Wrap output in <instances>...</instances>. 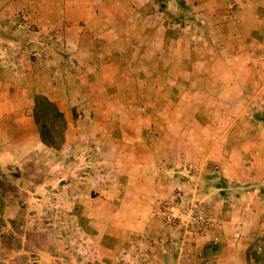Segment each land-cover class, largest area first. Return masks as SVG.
Returning <instances> with one entry per match:
<instances>
[{
  "label": "rangeland",
  "instance_id": "374dc122",
  "mask_svg": "<svg viewBox=\"0 0 264 264\" xmlns=\"http://www.w3.org/2000/svg\"><path fill=\"white\" fill-rule=\"evenodd\" d=\"M110 2L112 27L108 33L96 34L117 38L112 53L114 48L121 52L108 55L104 61H89L90 68L82 71V61L70 54L71 59H60L55 61L57 64L39 60L29 67L38 75L33 79V89L40 82L48 90L46 96L38 94L34 99L44 97L52 102L63 115L65 125L43 101L38 104L39 122L34 120V124L46 126L43 133L55 148L32 144V151L37 152H31L25 160L27 178L21 162L18 169L7 155L17 142L20 150L24 149V137L20 132H9V126L0 123V264H118V260H110L113 255L118 259V252H114L118 237L101 235L102 203L93 199L102 192V185L106 184L107 189L113 167L119 163L117 151L126 142L119 138V132L137 134L138 140L155 131L164 136L173 122L171 118L175 119L176 135L186 132L188 126L203 139L215 138L220 132L215 128L221 125L213 123L216 93L214 88H204L220 61L198 59L202 33L192 27L199 25L197 11L186 12L188 7L182 0H148L141 8L133 0ZM122 21L133 27L140 25L142 31L126 28ZM54 30L0 28V84L11 77L12 71L34 62L29 57L20 60L24 50L20 43L36 44L42 50L40 43L58 41ZM2 37L15 38L19 44ZM55 65L61 72L57 85L47 76ZM110 65L109 69H102ZM194 115L205 124L182 123V119ZM147 146L156 149L157 143ZM220 174L215 163L202 167L189 163L173 169L169 174L171 188L159 212L163 227L176 231L163 220L171 197L178 192L197 196L201 208L220 224L207 235L178 230L183 235L178 238L191 246L209 238L208 249L217 254L222 253L227 241L220 242L214 234L221 230L223 220L205 206L204 194L209 193L210 183ZM16 199L19 204L14 203ZM234 230L228 226L224 233L239 235ZM244 237L250 264H264L263 234L249 231ZM198 253L197 258L201 257Z\"/></svg>",
  "mask_w": 264,
  "mask_h": 264
},
{
  "label": "crops",
  "instance_id": "0c3cea01",
  "mask_svg": "<svg viewBox=\"0 0 264 264\" xmlns=\"http://www.w3.org/2000/svg\"><path fill=\"white\" fill-rule=\"evenodd\" d=\"M133 1L139 8L148 2ZM182 1L188 7L186 12L198 13L199 25H192L202 33L198 59L220 61L214 77H207L204 87L205 91L214 88L216 93L213 123L221 125L215 128L220 132L215 138L203 139L188 126L186 132L176 135L174 118L164 136L155 131L138 140L137 134L119 132V138L126 141L125 148L117 151V166L113 170L107 166L113 177L107 189L106 184L102 185V192L93 199L102 203L101 235L118 237L114 248L118 259L115 255L110 259L118 260V264H250L244 235L253 231L264 236V0ZM112 10L110 0H0L1 29L37 27L55 29L53 32L58 35L57 42L40 43L42 50L36 44L20 43L24 49L20 60L29 57L34 62L12 71L11 77L0 84V123L9 126V132L22 133L26 144L20 150L17 142L7 155L18 169L21 162L25 178V160L31 152H37L32 151V144H44L34 124V97L48 94L40 82L33 89V79L38 75L29 67L39 60L57 64L60 59L72 57L82 61V71L90 68L89 61H104L108 55L121 52L114 48L112 53L117 38L102 35L112 27ZM124 27L142 31L140 25L133 27L128 22ZM2 39L18 43L15 38ZM47 76L57 85L59 67L55 65ZM182 120L188 125L205 124L195 115ZM148 143H157V148H149ZM189 163L201 167L215 163L220 168V177L210 183L204 203L223 220L221 230L214 233L220 242L227 240L221 254L209 251V238L191 246L179 240L178 237L183 238L180 231H171L161 224V203L171 188L169 174ZM74 200L78 205V199ZM14 203L19 204L17 199ZM228 226L239 235L224 233ZM196 252L201 257L197 258Z\"/></svg>",
  "mask_w": 264,
  "mask_h": 264
},
{
  "label": "built area",
  "instance_id": "2783aa9c",
  "mask_svg": "<svg viewBox=\"0 0 264 264\" xmlns=\"http://www.w3.org/2000/svg\"><path fill=\"white\" fill-rule=\"evenodd\" d=\"M163 220L170 228L195 235H207L220 224L201 208L197 196L189 197L180 192L171 197L163 212Z\"/></svg>",
  "mask_w": 264,
  "mask_h": 264
},
{
  "label": "trees",
  "instance_id": "16d2710c",
  "mask_svg": "<svg viewBox=\"0 0 264 264\" xmlns=\"http://www.w3.org/2000/svg\"><path fill=\"white\" fill-rule=\"evenodd\" d=\"M43 101L48 107H50L52 110H54V113H55V116L57 119H59L60 122L63 123V125H65V120H64V117L63 115L61 114V112L57 109V107L52 103L50 102L49 100L45 99L44 97L42 98H37L35 100V110H34V118L36 121H38V116H37V107H38V104H40V102ZM39 122V121H38ZM38 127H39V134H40V138L42 140V142L48 146H51L53 148H55V144L53 143H49L48 140H47V135H45V133H43V131L45 132L46 130V126L43 124V123H38Z\"/></svg>",
  "mask_w": 264,
  "mask_h": 264
}]
</instances>
